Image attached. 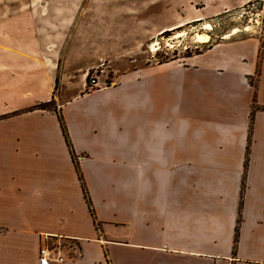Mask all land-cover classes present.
I'll return each mask as SVG.
<instances>
[{
  "label": "crops",
  "instance_id": "crops-1",
  "mask_svg": "<svg viewBox=\"0 0 264 264\" xmlns=\"http://www.w3.org/2000/svg\"><path fill=\"white\" fill-rule=\"evenodd\" d=\"M79 90L0 120V264H264V46Z\"/></svg>",
  "mask_w": 264,
  "mask_h": 264
},
{
  "label": "rangeland",
  "instance_id": "rangeland-1",
  "mask_svg": "<svg viewBox=\"0 0 264 264\" xmlns=\"http://www.w3.org/2000/svg\"><path fill=\"white\" fill-rule=\"evenodd\" d=\"M232 1L0 0V113L17 107L0 120L40 104L57 112L59 98L79 89L109 87L144 64L182 63L224 41L252 40L261 49L264 0ZM199 33L209 42L197 43ZM34 70L45 78L36 81Z\"/></svg>",
  "mask_w": 264,
  "mask_h": 264
},
{
  "label": "built area",
  "instance_id": "built-area-1",
  "mask_svg": "<svg viewBox=\"0 0 264 264\" xmlns=\"http://www.w3.org/2000/svg\"><path fill=\"white\" fill-rule=\"evenodd\" d=\"M98 82L95 78L90 80L91 87L97 86ZM63 261V258L60 255L58 250L51 248L48 245H43L40 247L38 252V264H51V263H60Z\"/></svg>",
  "mask_w": 264,
  "mask_h": 264
},
{
  "label": "trees",
  "instance_id": "trees-1",
  "mask_svg": "<svg viewBox=\"0 0 264 264\" xmlns=\"http://www.w3.org/2000/svg\"><path fill=\"white\" fill-rule=\"evenodd\" d=\"M39 106H40V107L35 108V109H37V110H46V107H45V106H42L41 104H40ZM58 119H59L60 125H61V127H62V130H63L64 136H65V138H66V141H67V143H68V145H69V142H68V139H67V136H66V132H65V128H64V126H63V121H62V119L60 118V116L58 117ZM246 164H247V160H246ZM80 180L82 181L81 177H80ZM82 186H83V193H84L85 201H86V203H87V205H88V207H89V209H90V212H91V214H92V210H91V206H90V201H89L88 195H87V193H86V191H85V187H84L83 184H82ZM238 223H239V221H238ZM237 235H238V225H237L236 228H235V238H234L235 243L237 242Z\"/></svg>",
  "mask_w": 264,
  "mask_h": 264
},
{
  "label": "bare ground",
  "instance_id": "bare-ground-1",
  "mask_svg": "<svg viewBox=\"0 0 264 264\" xmlns=\"http://www.w3.org/2000/svg\"><path fill=\"white\" fill-rule=\"evenodd\" d=\"M202 28H204V29H206V30H209V29H211V26H210L208 23H205V24H203V27H202ZM172 29H174V27H170V28H168L167 30H172ZM234 32H235V31H234ZM228 38H229V37H228ZM228 38H226V39H228ZM209 40H210V37H209V35L206 34V33H199V34H196V42H197V43L204 44V43H208Z\"/></svg>",
  "mask_w": 264,
  "mask_h": 264
}]
</instances>
